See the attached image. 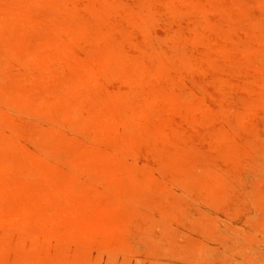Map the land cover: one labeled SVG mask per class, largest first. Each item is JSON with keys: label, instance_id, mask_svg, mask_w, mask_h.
Here are the masks:
<instances>
[{"label": "rangeland", "instance_id": "1", "mask_svg": "<svg viewBox=\"0 0 264 264\" xmlns=\"http://www.w3.org/2000/svg\"><path fill=\"white\" fill-rule=\"evenodd\" d=\"M0 264H264V0H0Z\"/></svg>", "mask_w": 264, "mask_h": 264}]
</instances>
